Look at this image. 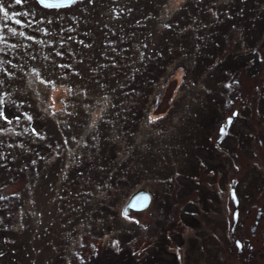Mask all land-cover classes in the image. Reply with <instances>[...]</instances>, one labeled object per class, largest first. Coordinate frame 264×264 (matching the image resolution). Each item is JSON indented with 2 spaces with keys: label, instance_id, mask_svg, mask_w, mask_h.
I'll return each mask as SVG.
<instances>
[{
  "label": "rangeland",
  "instance_id": "rangeland-1",
  "mask_svg": "<svg viewBox=\"0 0 264 264\" xmlns=\"http://www.w3.org/2000/svg\"><path fill=\"white\" fill-rule=\"evenodd\" d=\"M0 9V264L235 249L236 200L264 210V0Z\"/></svg>",
  "mask_w": 264,
  "mask_h": 264
},
{
  "label": "flooded vegetation",
  "instance_id": "flooded-vegetation-1",
  "mask_svg": "<svg viewBox=\"0 0 264 264\" xmlns=\"http://www.w3.org/2000/svg\"><path fill=\"white\" fill-rule=\"evenodd\" d=\"M245 201L250 200H236L239 215L241 212L240 218L233 214V220L238 219L239 223L238 234L233 238L235 249H222L221 254L216 257V264H264V210L257 207L252 221L249 219L252 223H246L245 220L248 221L251 213L243 216Z\"/></svg>",
  "mask_w": 264,
  "mask_h": 264
},
{
  "label": "water",
  "instance_id": "water-1",
  "mask_svg": "<svg viewBox=\"0 0 264 264\" xmlns=\"http://www.w3.org/2000/svg\"><path fill=\"white\" fill-rule=\"evenodd\" d=\"M45 5H67L73 0H38ZM150 194L147 190L142 189L134 192L127 201V207L143 208L150 201Z\"/></svg>",
  "mask_w": 264,
  "mask_h": 264
},
{
  "label": "trees",
  "instance_id": "trees-1",
  "mask_svg": "<svg viewBox=\"0 0 264 264\" xmlns=\"http://www.w3.org/2000/svg\"><path fill=\"white\" fill-rule=\"evenodd\" d=\"M257 12H258V13H257ZM257 12H256L257 17L254 16V17L252 18V23H253V24L255 23L254 21H256V19L259 17V12H260L261 14L264 13V12H261V9L258 10ZM237 14H238V13H237ZM239 15H240V13H239ZM239 15H238V16H239ZM238 16H237V17H238ZM240 16H243V14H241ZM238 18H239V17H238ZM238 18H237V19H238ZM263 28H264V26H263ZM244 30H245V28H243V32H244ZM241 33H242V32H241ZM215 40H216V42H215L216 44H217V43H220V40H219V39H215ZM216 48H218V47H216ZM206 57H207V56H206ZM225 58L227 59V56H225ZM107 69L110 70V71H111V69H115V70H118V71H119V68H113V67L110 68L109 66H107ZM145 190H146V189H145ZM147 191H148V190H147ZM149 193H150V192H149ZM150 194H151V193H150Z\"/></svg>",
  "mask_w": 264,
  "mask_h": 264
},
{
  "label": "snow or ice",
  "instance_id": "snow-or-ice-1",
  "mask_svg": "<svg viewBox=\"0 0 264 264\" xmlns=\"http://www.w3.org/2000/svg\"><path fill=\"white\" fill-rule=\"evenodd\" d=\"M21 2H22V0H16L17 4H20ZM0 10H2V9H0ZM0 115H2V113H0Z\"/></svg>",
  "mask_w": 264,
  "mask_h": 264
}]
</instances>
